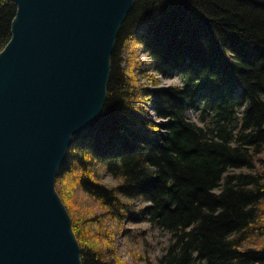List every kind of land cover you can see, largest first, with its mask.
<instances>
[{
	"label": "trees",
	"instance_id": "16d2710c",
	"mask_svg": "<svg viewBox=\"0 0 264 264\" xmlns=\"http://www.w3.org/2000/svg\"><path fill=\"white\" fill-rule=\"evenodd\" d=\"M15 13L0 0V52ZM55 190L82 264H127L117 240L139 244L125 227L141 223L169 244L138 264H264V0H134L100 117L72 137Z\"/></svg>",
	"mask_w": 264,
	"mask_h": 264
},
{
	"label": "water",
	"instance_id": "95a60500",
	"mask_svg": "<svg viewBox=\"0 0 264 264\" xmlns=\"http://www.w3.org/2000/svg\"><path fill=\"white\" fill-rule=\"evenodd\" d=\"M0 52V264H82L56 176L101 114L134 0H14Z\"/></svg>",
	"mask_w": 264,
	"mask_h": 264
},
{
	"label": "rangeland",
	"instance_id": "374dc122",
	"mask_svg": "<svg viewBox=\"0 0 264 264\" xmlns=\"http://www.w3.org/2000/svg\"><path fill=\"white\" fill-rule=\"evenodd\" d=\"M139 60L144 63V67L148 66L149 63L147 62V57L144 54L139 55ZM144 70H148L147 68H144ZM146 74L149 75H155L153 72H148ZM139 80L138 82L142 85H146L149 88L152 86L149 83L150 81L142 78L141 76H138ZM158 83L160 84L161 87H169V86H177L181 85V82L178 78L172 79V80H163V79H158ZM187 118L191 123L200 125V122L198 120V115L193 112V111H188L187 112ZM105 183L112 185L114 182L111 180H104ZM60 198V197H59ZM61 200V199H60ZM88 203V205H86ZM64 205V204H63ZM85 205V206H84ZM77 208L79 207L76 206ZM96 207L94 206L93 203H89L88 201H85L83 203V206L81 208H78L81 212L85 213H90L91 210L95 209ZM77 213H73L74 217H77L79 215H76ZM127 230L130 231V234H139L142 231L145 233V236H143L139 240V244L132 243L130 239L123 238L120 236L117 240L118 244V253L124 262L127 264H138L135 259L136 258H150V259H155L156 257H160L165 253L166 247L169 244V236L157 229H150L149 226L146 224H136V225H129L125 227ZM91 241L94 242L93 238H90Z\"/></svg>",
	"mask_w": 264,
	"mask_h": 264
}]
</instances>
